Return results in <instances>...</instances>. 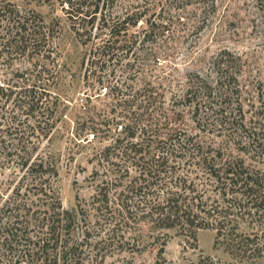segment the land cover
I'll use <instances>...</instances> for the list:
<instances>
[{
    "label": "rangeland",
    "instance_id": "374dc122",
    "mask_svg": "<svg viewBox=\"0 0 264 264\" xmlns=\"http://www.w3.org/2000/svg\"><path fill=\"white\" fill-rule=\"evenodd\" d=\"M73 1L71 5L68 0H0L5 8H16L33 22L41 37L34 47L19 46L2 55L0 81L11 76L9 81H19L13 72H22L29 82L34 80L43 87L45 98L54 100L60 110L49 119L37 115L24 123L40 126L28 139L38 141L39 149L50 151L56 159L61 204L80 208L92 240L102 238L94 248L98 252L93 264H152L162 232H166L165 264H184L199 254L221 264H236L214 239L212 228H198L194 237L172 227L156 228L140 243L127 223L104 221L109 212L103 210V200L108 198L110 204L114 188L134 171L128 168L125 172L121 159H97L94 154L126 131L134 130L144 148L145 142L177 130L209 143L224 156H240L248 165L264 168V147H237L234 131L204 122L200 109L194 116L181 97L191 86L188 97L202 104L198 79L203 76L212 88L218 84L223 92L210 104L236 118L240 114L246 123L264 121V99L258 100L259 93L264 96V0H107L111 15L141 14L128 29L136 37L128 56L107 64L113 68L114 78L122 82L113 97L96 82L99 69L88 59L91 42L100 38L93 36L98 31L95 23L84 43L71 27L73 17L81 20L83 16V11L74 13L75 8H91L90 2L95 0ZM144 33L147 38L140 42ZM222 50L229 52L220 57L226 60L221 68L227 70L215 78L212 59ZM6 106H10L8 101L3 108ZM194 117H199V124ZM50 122L52 128L45 136L40 130ZM10 177L0 167V181L6 183Z\"/></svg>",
    "mask_w": 264,
    "mask_h": 264
},
{
    "label": "trees",
    "instance_id": "16d2710c",
    "mask_svg": "<svg viewBox=\"0 0 264 264\" xmlns=\"http://www.w3.org/2000/svg\"><path fill=\"white\" fill-rule=\"evenodd\" d=\"M106 2L95 0L85 10L77 6L74 13L83 11V16L81 20L73 17L71 27L84 43L95 23L98 31L93 36L100 38L91 42L88 59L99 69L96 82L107 87L113 97L122 82L114 78L113 68L107 64L128 56L136 41L128 29L141 14L111 15ZM4 4L0 3V58L19 46L34 47L41 38L33 22ZM144 35L140 42L147 38ZM224 52L229 54L222 50L212 59L215 78L227 70L220 66L225 65L226 60L220 58ZM13 76L20 82L9 81L12 76L0 81V167L11 174L6 183L0 181V264H93L98 252L94 248L102 238L92 240L80 208L61 204L56 159L50 151L40 150L38 141L28 139L40 126L24 123L37 115L49 119L60 110L54 100L45 98L44 88L34 80L29 82L22 72H13ZM198 80L202 104L188 97L191 86L181 94L194 116L200 109L204 122L234 131L241 149L264 147V121L246 123L240 114L236 118L230 111L213 106L210 101L221 98V88L218 84L212 88L203 76ZM263 99L259 93L258 100ZM7 101L10 106L3 108ZM194 119L199 124V117ZM52 125L50 122L40 131L47 136ZM139 128L143 130V126ZM143 143L134 130L126 131L94 154L97 159H121L125 172L128 168L134 171L114 188L110 204L106 203L108 198L103 200V210L109 212L104 221L127 223L140 243L156 228L172 227L191 237L198 228H212L214 239L223 244L236 264H264V168L250 166L240 156H224L209 143L177 130L145 142L144 148ZM165 234L161 233L152 264L166 263L162 254ZM184 264L221 263L199 254Z\"/></svg>",
    "mask_w": 264,
    "mask_h": 264
}]
</instances>
